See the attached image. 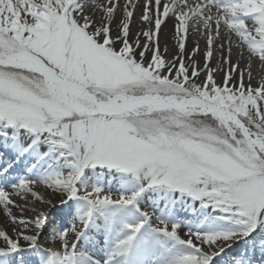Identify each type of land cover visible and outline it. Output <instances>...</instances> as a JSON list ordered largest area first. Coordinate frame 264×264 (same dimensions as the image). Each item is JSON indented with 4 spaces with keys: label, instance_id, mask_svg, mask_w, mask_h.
<instances>
[{
    "label": "snow or ice",
    "instance_id": "snow-or-ice-1",
    "mask_svg": "<svg viewBox=\"0 0 264 264\" xmlns=\"http://www.w3.org/2000/svg\"><path fill=\"white\" fill-rule=\"evenodd\" d=\"M0 264H264V0H0Z\"/></svg>",
    "mask_w": 264,
    "mask_h": 264
}]
</instances>
